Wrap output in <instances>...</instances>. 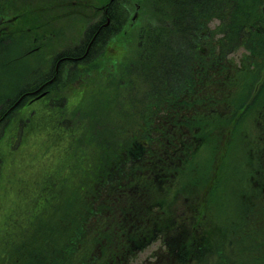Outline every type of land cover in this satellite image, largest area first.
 <instances>
[{"label": "trees", "instance_id": "16d2710c", "mask_svg": "<svg viewBox=\"0 0 264 264\" xmlns=\"http://www.w3.org/2000/svg\"><path fill=\"white\" fill-rule=\"evenodd\" d=\"M15 1L0 0V10ZM158 3L164 23L136 25L143 29L137 58L87 61L73 80L92 89L66 118L48 114L53 117L48 138L55 145L49 143L43 168L23 187L24 218L13 215L16 224L2 234L6 240V234L40 220L35 227L45 237L34 244L33 236L20 238L15 247L24 254L12 252L8 264H130L156 240L165 248L150 264L249 261L250 213L242 199L231 212L210 206L219 202L216 188L204 198L203 209L187 212L178 199L184 189L180 180L194 171L202 144L212 153L218 135L223 141L231 133L233 158L244 146L253 147L241 123L254 114L242 107L254 90L264 103V0ZM14 13L29 14L20 8ZM79 107L84 121L76 116ZM29 120L33 127L40 124L36 117ZM254 156L248 152V167ZM252 259L264 264L262 254Z\"/></svg>", "mask_w": 264, "mask_h": 264}, {"label": "rangeland", "instance_id": "374dc122", "mask_svg": "<svg viewBox=\"0 0 264 264\" xmlns=\"http://www.w3.org/2000/svg\"><path fill=\"white\" fill-rule=\"evenodd\" d=\"M88 1L90 3L91 7H88V8L85 7L86 14L89 15L91 13L90 14L91 17L93 16V17H95V19L101 17L103 15L104 11H99V13H97V10L100 7L106 8L105 3H107L108 0H103V1H100V0H88ZM158 2H159V0H120V1L118 0V2H116V4L114 5V11H113L114 16L118 17L122 22H124L123 27L126 26V24L130 25V28H127L125 31H123L121 33V36H120L121 40L127 41V39L129 37H132L134 35V33L132 32L135 29L134 25H137V24L139 25V23H140V26L142 25V23H144L145 26L149 25V22L151 23V21L156 22V23L158 21H161V22L164 23L163 19H161V18L159 19V16L161 15V10L158 7L159 6ZM45 11L46 12L42 13L41 15H39V18L40 19L43 18V19L47 20L48 23H50V24L47 25L48 27L52 26V22L54 24V23H57L58 21H60L57 18L56 19L49 18L50 16H54L53 12H57L58 16L62 15V13H63L61 7L58 8L56 11H52V10H45ZM71 22H72V27L69 26L67 28V34H68L67 41H68V43L69 42L73 43L74 41L78 42L79 38L82 35V30H83L82 29V23L79 21L78 17H77V19H74V21H71ZM92 22L93 21H91V22L90 21L89 22L85 21V25L86 24H87V26L91 25ZM216 25H217V23H213L211 26L213 28H215ZM140 26L137 28V30H138V34L137 35H140L142 33V31H143V29H141ZM131 28H132V30H131ZM116 41H118V40H115L113 43H111V45H112L111 47H113L114 50L111 49L110 50L111 52H108L109 59H110V57L113 56L114 51L116 52V49H118L120 51L121 54L118 53V55H120L121 57L124 54V52H123V48L124 47H117L118 44L116 43ZM105 44L106 43H104V45L101 44L99 48L102 49L103 47H105ZM61 45L62 44L59 43V46H61ZM66 45H68V44H66ZM135 47H136L135 44H131L127 48L126 56L135 55V53H136ZM101 49H99V50H101ZM56 51H58V50L56 49ZM242 52L243 51L241 49H238V52L235 55L236 56H240L242 54ZM131 59L132 58H130V60ZM0 62H3V61H0ZM32 66L33 65L29 64L28 61H13V62L10 61L3 68H0V93H1V90L3 89V87H6V93L8 95L16 93L21 88L25 87L27 84L31 83L32 81H35L36 79H39L41 76H40L38 70H36ZM262 78H264V73L262 74ZM68 80H69V78H64L63 82H61V85H63L64 83H67ZM58 86L59 85H56L54 87L57 88ZM75 89L78 90L77 93H80V89L79 88H75ZM74 91L75 90L69 91V94L75 96L76 94L74 93ZM11 96L12 95H10L9 97H11ZM75 98H76V96H75ZM75 98L72 99L73 103L75 101ZM111 107L113 108V110H115L114 103L112 104ZM75 113H76L77 117L82 118L81 120L84 121V119L86 117L84 109L79 107V108H77L75 110ZM7 123H8V121H7ZM37 125L39 127L37 126V127H32L31 128V132L28 135L29 137H35L36 138V137H39L42 134H45L47 131H49V127H47L46 124L43 125V124L40 123V124H37ZM14 128H17L15 126V122L8 123L6 125V128L4 126L3 130L1 131V135L0 136H2V134H3V132L5 130L12 129V131H14ZM4 134H5V132H4ZM16 134H18V133H16ZM11 136H13V135H11ZM11 136H10V133H8L6 136H3L2 140L9 142ZM14 137L15 136H13V138ZM44 139H42L40 141L42 146H46L48 143L53 142L52 139H49L48 137H45ZM14 142H17V139ZM57 142H58L59 145L64 147V143H63L62 139L57 138ZM53 144L55 145L54 142H53ZM35 145L36 144L33 143V142L29 143L28 144V149H27L29 155L26 158H24V159L19 157V159L23 163V165L29 170V172H28L29 174H32V173L36 172V170H37V162L39 160V151L37 150L38 149L36 147L37 145L36 146ZM17 146H18V144H17ZM17 146H15L13 148L14 152H15V150H18ZM0 150H2V152H5V145L0 146ZM13 163H14L13 160H10L8 162V165L11 166V164H13ZM240 164H243L241 158H239L236 161V164L231 165V168L229 169V171H232V172L239 171ZM217 168H218V165H217ZM193 169H195V168H193ZM197 172H198L197 169H195L194 171H192L191 173L187 174L186 176L189 177V179H190V177L194 173H197ZM37 174H39V172H37ZM8 175H9V170H7L5 172L3 177H5L6 180H7ZM234 182H235V184H237L239 182V180L238 179H234ZM4 184L5 185L2 186V184L0 183V192L3 189V187L8 185L6 182H4ZM205 192H206V187L205 188H201V193H202L201 199H204ZM6 193H7V191L4 192V194H6ZM195 194L196 193H192L191 192L189 195L191 197L192 195H195ZM179 198L181 199V201L184 200V196H182V195ZM14 202H15V198L10 193H8V198L7 199H2L0 197V213H4V210L7 211V212H11L12 211V207L11 206H12V204ZM228 203H230V201L227 200V199H225V200H223L221 202L222 205H225V206L229 207ZM199 205H200L201 209L204 208V203L200 202ZM184 208H185V210H188L187 212H189V208L191 209V208H194V207L191 205V201L186 199V201L184 203ZM259 208H260V204H258V208L257 209H259ZM2 209H4V210H2ZM232 210L233 209H228V211H230V212ZM260 215L264 216V213H261ZM2 224L6 225V222L2 223V215L0 214V227H2ZM39 228H40V226H37L35 228V231H34L33 234L37 237L36 238L37 240L41 241V236H40L41 231H40ZM1 231L2 230H0V255L3 254L1 252L2 251L1 249L7 244L6 243L7 239L6 240H4V238L2 239L3 236H1ZM25 231L29 232L30 228L26 229ZM7 235L8 234H6V237H7ZM15 248L16 247L13 244L6 248L8 251H6L4 253L5 254L4 258H6L7 256L8 257L5 259L3 264H8L9 262H11V258H9V256H10V254L12 252L16 254ZM164 248H165V246L161 243V241L156 240L154 243H151L149 246H147L143 250L137 252L136 256L131 260L130 264H146L147 262H149V264H150L152 262L153 258H154V255H156V253L161 252ZM21 254H23V253L21 252ZM16 256H17V254H16Z\"/></svg>", "mask_w": 264, "mask_h": 264}, {"label": "flooded vegetation", "instance_id": "af4514ba", "mask_svg": "<svg viewBox=\"0 0 264 264\" xmlns=\"http://www.w3.org/2000/svg\"><path fill=\"white\" fill-rule=\"evenodd\" d=\"M63 60H64V58L60 59L59 61H63ZM56 71H58V66H57V68H56Z\"/></svg>", "mask_w": 264, "mask_h": 264}]
</instances>
